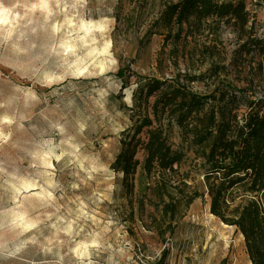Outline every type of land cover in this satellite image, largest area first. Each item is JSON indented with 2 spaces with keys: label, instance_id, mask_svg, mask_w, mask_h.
Listing matches in <instances>:
<instances>
[{
  "label": "rangeland",
  "instance_id": "1",
  "mask_svg": "<svg viewBox=\"0 0 264 264\" xmlns=\"http://www.w3.org/2000/svg\"><path fill=\"white\" fill-rule=\"evenodd\" d=\"M180 1L0 0V264H252L192 154L149 177L138 152L131 181L115 165L138 118L154 120L138 77L264 102V4L242 0L240 31L165 19Z\"/></svg>",
  "mask_w": 264,
  "mask_h": 264
},
{
  "label": "trees",
  "instance_id": "2",
  "mask_svg": "<svg viewBox=\"0 0 264 264\" xmlns=\"http://www.w3.org/2000/svg\"><path fill=\"white\" fill-rule=\"evenodd\" d=\"M164 17L178 26L217 20L240 31L249 22L242 0H182L169 6ZM261 46L252 41L248 51ZM134 99L154 100V120L138 118L127 135L115 162L124 180L136 175L138 152L144 154L149 177L174 172L192 154L202 171L210 213L241 233L252 264H264V102H250L227 85L201 95L179 81L147 77L137 78ZM162 119L176 124L183 147L174 146L160 126Z\"/></svg>",
  "mask_w": 264,
  "mask_h": 264
}]
</instances>
